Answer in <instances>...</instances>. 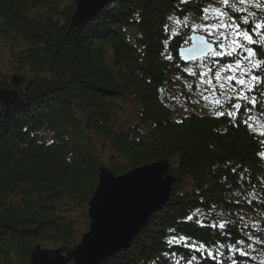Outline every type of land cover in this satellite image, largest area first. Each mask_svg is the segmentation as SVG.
Masks as SVG:
<instances>
[{
    "label": "trees",
    "instance_id": "obj_1",
    "mask_svg": "<svg viewBox=\"0 0 264 264\" xmlns=\"http://www.w3.org/2000/svg\"><path fill=\"white\" fill-rule=\"evenodd\" d=\"M62 3L0 0V36L17 47L14 72L32 82L14 105L0 104V264H30L38 245L75 247L71 213L88 207L102 167L120 176L163 160L175 179L171 199L103 264H261L253 249L264 252V95L248 93L257 97L251 127L227 115L244 103L228 99L241 87L235 80L222 103L210 99L224 115L198 107L192 94L200 74L183 69L201 64L212 78L234 61L180 62L178 49L192 33L185 24L205 15L202 2L111 0L71 30L75 2ZM263 11L250 22L264 19ZM249 34L255 50L261 37ZM0 87L13 88L7 78ZM210 218L215 227L205 223Z\"/></svg>",
    "mask_w": 264,
    "mask_h": 264
},
{
    "label": "water",
    "instance_id": "obj_2",
    "mask_svg": "<svg viewBox=\"0 0 264 264\" xmlns=\"http://www.w3.org/2000/svg\"><path fill=\"white\" fill-rule=\"evenodd\" d=\"M70 28H80L93 19L111 0H74ZM204 36L217 51L218 42L210 41L205 34L192 32L189 44L178 49V58L188 65L206 58L199 55L195 59L187 57V49L199 45L192 37ZM13 88L0 87V104L10 107L17 101L21 89L27 91L32 85L27 77L15 73L8 80ZM26 84V85H25ZM25 85V87H24ZM219 106V100H211ZM175 179L170 174V162L163 160L148 164L116 176L102 167L98 184L89 199L87 216L89 229L78 244L70 249H45L38 245L30 253V264H103L109 257L128 249L139 231L150 217L171 199ZM207 225H215L218 220L206 219ZM264 263V259L260 261Z\"/></svg>",
    "mask_w": 264,
    "mask_h": 264
},
{
    "label": "snow or ice",
    "instance_id": "obj_3",
    "mask_svg": "<svg viewBox=\"0 0 264 264\" xmlns=\"http://www.w3.org/2000/svg\"><path fill=\"white\" fill-rule=\"evenodd\" d=\"M243 3L244 0H241ZM229 0H224V4L227 6ZM211 11L212 19H218L220 22L215 24H201L199 27L203 29L209 36L216 35L217 42L221 49H225L226 51H216L213 49L212 43H209L205 40L204 36L195 37L193 36V40H199V45H194L191 48L187 49V57L189 59H195L198 55L201 58H206L205 50H207V54L213 57L227 55L234 57V61L232 64L225 66V68L220 69L215 72V78L219 80H227L229 85L231 86V82L233 80L236 81V84L240 85V89L237 92L235 97L229 96V100L236 99L238 101H243L244 103H235L232 105L234 111H229L227 115L229 117H233L236 115H241L243 122L247 124L249 127L252 126L250 123V109L249 105H257V97L250 96L248 93L257 92L260 95H264V76L257 73L256 69H261L264 71V33H261V29H264V19L254 20L250 22L247 15L242 17V20L238 23L235 18H228L227 12H221L219 9H209L204 8L203 13L204 20L207 21L210 17L208 13ZM240 11H245L244 9H240ZM168 19H172L169 17ZM177 24L180 23V20L177 19ZM241 24L247 26L245 28H241ZM165 31L168 30V25L165 26ZM193 30L197 28V25H192ZM223 29V31H221ZM249 29H251L252 33H255L258 37H261V43L257 45L254 50L252 47L248 45L256 44V41L253 39V36L249 34ZM178 33L173 31L172 35L175 36ZM167 46V41H165ZM242 53H246V55H242ZM168 59H172L171 55L167 57ZM206 67V66H205ZM190 75H195L191 68L184 69ZM211 71V69H208ZM231 72V75H226L222 77V73ZM201 76H207V71L200 73ZM207 83H211V81H206ZM220 88L224 89V83L220 84ZM229 91H236L234 87H229ZM244 108V114H241V108ZM264 112V107L260 109ZM218 117L224 115V112L215 113ZM264 135V133H262ZM261 156H264V152L260 153ZM235 171V169H233ZM251 202V201H250ZM188 220L192 219V216L187 218ZM203 226V225H201ZM215 227V225H213ZM220 228H225V223L220 224ZM176 237L170 238L167 243L172 244L175 241ZM180 239H184L181 237ZM237 243H243V241H237ZM195 251L200 252L201 248L192 245ZM203 247V245H201ZM232 249L230 248L229 251ZM241 255H245L244 250L239 249ZM165 256L168 253L164 254ZM208 256L211 257L212 253L209 251ZM192 261L196 259L195 256L191 257Z\"/></svg>",
    "mask_w": 264,
    "mask_h": 264
},
{
    "label": "rangeland",
    "instance_id": "obj_4",
    "mask_svg": "<svg viewBox=\"0 0 264 264\" xmlns=\"http://www.w3.org/2000/svg\"><path fill=\"white\" fill-rule=\"evenodd\" d=\"M71 0H63L62 8L69 6ZM201 1L204 8L211 9H219L221 12H227L228 18H235L236 21L242 20V17L247 15L249 20L253 17H256L260 12L263 11V7H261V2L264 0H244L242 3L241 0H229L228 5L224 4V0H198ZM240 9H244L245 11H240ZM209 16H212L211 11L208 13ZM219 21L218 19H216ZM220 22V21H219ZM197 25V28L193 30L192 25ZM201 24H210V20L205 21L204 16L201 18H189L187 23L185 24L186 28V36L188 37L191 32L195 33H207L199 27ZM208 36V35H207ZM209 39L212 37L208 36ZM17 47L13 46L10 38L8 37H1L0 36V78H7L9 80L10 76L15 74L14 72V61L12 59V54L14 51H17ZM227 48V45H226ZM225 49H221L218 47V51H226ZM220 57V56H216ZM192 71L198 74L203 73L205 71L202 70V65H192ZM184 74L188 77H192L195 75H190L184 69ZM231 72H224L222 73V77L226 75H231ZM206 81H211V83H207ZM224 83L225 88L221 89L220 84ZM229 83L227 80H217L214 77L209 76H201L197 80L195 84V92L192 94V97L196 99L197 105L201 108V111L208 115H216L219 110L217 106L210 104V99H214V95L216 94V98H218L221 103L222 99L226 98L225 91L227 90ZM178 86V85H177ZM180 85L177 87L179 90ZM177 103V102H176ZM130 114V112H128ZM88 207L85 209H77L75 212L71 213V218L75 222L78 232V238L80 240L81 236L88 231L89 229V218L87 216ZM261 245L264 246V238L263 241H259ZM253 256L256 258V261L259 262L261 259L264 258V252L261 250L260 245L253 249Z\"/></svg>",
    "mask_w": 264,
    "mask_h": 264
},
{
    "label": "flooded vegetation",
    "instance_id": "obj_5",
    "mask_svg": "<svg viewBox=\"0 0 264 264\" xmlns=\"http://www.w3.org/2000/svg\"><path fill=\"white\" fill-rule=\"evenodd\" d=\"M208 20H210V24H215V23H219V21H217L216 19H212L211 18V16H210V18L208 19ZM221 31H223V29H221ZM208 35V34H207ZM209 36V35H208ZM210 37V36H209ZM212 38L210 39V40H212V41H216L217 42V37H216V35H212L211 36ZM26 85V84H25ZM24 85V86H25Z\"/></svg>",
    "mask_w": 264,
    "mask_h": 264
}]
</instances>
